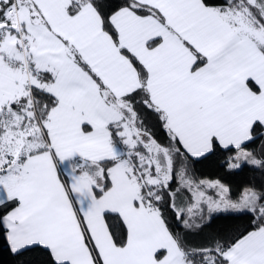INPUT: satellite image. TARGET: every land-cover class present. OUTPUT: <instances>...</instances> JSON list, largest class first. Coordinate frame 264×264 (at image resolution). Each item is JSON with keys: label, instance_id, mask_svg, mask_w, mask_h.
I'll list each match as a JSON object with an SVG mask.
<instances>
[{"label": "snow or ice", "instance_id": "obj_1", "mask_svg": "<svg viewBox=\"0 0 264 264\" xmlns=\"http://www.w3.org/2000/svg\"><path fill=\"white\" fill-rule=\"evenodd\" d=\"M0 229L44 264H264V0H0Z\"/></svg>", "mask_w": 264, "mask_h": 264}, {"label": "trees", "instance_id": "obj_2", "mask_svg": "<svg viewBox=\"0 0 264 264\" xmlns=\"http://www.w3.org/2000/svg\"><path fill=\"white\" fill-rule=\"evenodd\" d=\"M196 169L203 176L208 178H220L224 182L231 185H239L246 183L249 180H259L260 174L253 173L248 170L239 173H226L221 167L217 157H209L201 159L199 162H194ZM243 221L237 220L229 216H220L214 220L209 228L206 229L207 234H216L217 232L231 233L237 227L243 225ZM45 255L41 250L26 252L22 256L13 255L6 240V233L0 229V264H44Z\"/></svg>", "mask_w": 264, "mask_h": 264}]
</instances>
